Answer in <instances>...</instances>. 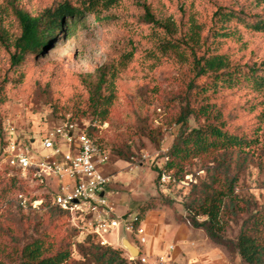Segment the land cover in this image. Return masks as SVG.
Returning a JSON list of instances; mask_svg holds the SVG:
<instances>
[{
  "label": "rangeland",
  "instance_id": "obj_1",
  "mask_svg": "<svg viewBox=\"0 0 264 264\" xmlns=\"http://www.w3.org/2000/svg\"><path fill=\"white\" fill-rule=\"evenodd\" d=\"M63 1L86 10L75 33L67 37L60 29L54 30L55 37L44 49L30 54L19 65H12L13 39L18 32L12 5L34 15ZM90 1L0 0V153L11 128L25 138H36L34 145L40 148V136L61 120L74 117L109 153L104 169L113 174L106 189L107 200L115 211L111 217L135 216L143 208L160 204L176 211L181 209L180 217L190 225L193 215L195 220L203 221L206 217L197 212V207L210 191L212 175L217 171L223 174L222 182L226 181L225 176L235 180L231 198L228 196L223 202V239H235L249 219V225L259 215L264 219V97L252 100L254 110L249 111L242 109L248 94L243 92L245 87L241 92L212 94L211 100L222 105L232 119V129L253 134L257 142L243 150L221 151L216 157H196L186 164L182 174L172 175L165 156L180 127L176 120L187 101L196 108L200 98L196 88L188 89L193 80L188 70V47H180L184 58L180 52H162L157 46L166 48L161 44L160 30L152 31L140 21L136 5L151 4L156 17L168 18L178 34L191 24L198 25L202 48L211 46L216 52L228 53L231 63H244L264 59V32L247 26L251 21L264 19V1L117 0L107 11L99 6L101 15L111 13L112 18L107 20L95 17L87 7ZM220 7L236 16L225 24L224 32L217 33L222 31L215 16L216 11H224ZM131 46V55L124 59L119 56ZM110 58L116 65L112 67L114 97L106 118L101 119L93 112L81 76L94 72ZM207 80L203 76L193 81L196 86ZM199 122L203 119L197 122L190 115L187 125L196 127ZM1 160L0 157V264H14L16 252L45 232L56 235L57 242L63 237L69 242L67 264H105L95 256L106 247L121 251L122 264L148 262L141 261V252L136 257L121 245L123 236L136 242L133 233L122 225L99 234L88 228L87 218L81 213L50 210L55 181L47 179L39 184L30 175L11 176L12 171ZM162 170L170 175L164 182ZM20 197L27 204L33 199L42 202L35 209L24 208L18 203ZM258 227L264 228V223ZM216 245L236 264H242L233 246Z\"/></svg>",
  "mask_w": 264,
  "mask_h": 264
},
{
  "label": "trees",
  "instance_id": "obj_2",
  "mask_svg": "<svg viewBox=\"0 0 264 264\" xmlns=\"http://www.w3.org/2000/svg\"><path fill=\"white\" fill-rule=\"evenodd\" d=\"M115 1L117 0H104L100 4V0H91L87 7L98 20H107L112 18L111 13L101 15L98 8L101 5L107 11L113 7ZM136 5L140 21L148 24V28L152 31L160 30L161 44L166 48H160L157 44L159 49L162 52L165 50L180 52L184 58V51L180 47L182 45L188 47L190 51L188 70L193 75V80L203 76L208 79L201 85L195 86L193 80L188 84V89H197L196 96L199 95L200 99L196 108L187 101L176 120L180 127L167 155V170L177 176L182 174L186 164L196 157H216L221 151L243 150L257 142L253 134L239 128L233 130L232 119L225 114L224 107L211 99L212 94L222 91L241 92V88L245 87L243 89L246 91L243 92H248V94L245 100L243 99L242 109L253 111L252 100L264 97V59L231 63L228 53L216 52V49L206 45L202 48L203 43L200 41L198 25L191 24L184 33L178 34L168 18L156 17L151 4L137 2ZM219 10L224 11L215 12L216 23L222 29L217 33L224 32L225 24L236 16L234 12L227 11V9L220 7ZM12 11L18 32L13 39L15 51L11 54L10 60L12 65H19L30 54H37L44 49L52 37H55L54 30L60 29L61 33L64 32L67 37L73 35L77 25L82 22L86 10H81L68 1H63L53 9L47 8L34 15L17 4L12 5ZM247 26L264 32V19L251 21ZM1 32L2 27L0 26ZM220 34L227 36V33ZM131 54L132 46L129 49H123L119 56L124 59ZM115 66L113 59L110 58L106 64L94 72L81 76L88 89L93 112L101 119L106 118L108 107L114 97L112 67ZM248 95H250L249 99ZM190 115L197 122L202 118L203 122H199L196 127H189L187 121ZM222 175L214 171L210 191L205 194L197 207V212L204 215L206 219L197 221L193 215L191 225L194 228H202L212 242L233 246L236 249L235 255H239L242 264H264V228L258 227L260 222L264 223L262 215H259L251 225L248 223L250 219L247 220L235 239H223L221 236L224 224L221 216L223 202L226 197L231 198L235 181L225 176L226 181L222 182L220 177ZM145 209L143 208L142 213L138 212L135 215L134 224L137 225L142 220ZM50 210L68 213L57 205L51 206ZM252 229H256V233H252ZM120 252L117 249L106 247L96 253L95 259L104 261L105 264H122ZM70 254L69 242H65V237L57 242L56 235L45 232L32 238L17 251L13 262L14 264H67Z\"/></svg>",
  "mask_w": 264,
  "mask_h": 264
},
{
  "label": "built area",
  "instance_id": "obj_3",
  "mask_svg": "<svg viewBox=\"0 0 264 264\" xmlns=\"http://www.w3.org/2000/svg\"><path fill=\"white\" fill-rule=\"evenodd\" d=\"M6 131V127L3 128ZM3 145L0 157L1 163L12 171L11 176L19 175L45 183L53 179L56 191L50 197L51 204L57 205L69 213H81L87 218L88 228L96 233L118 228L121 225L125 230L133 233L140 249L146 243L145 229L136 225L135 216L111 217L114 208L107 200L106 188L112 181L113 175L104 170L108 162L109 153L87 130L86 126L77 119L66 118L57 125L48 129L35 146L36 138H25L13 133ZM166 160L168 159L165 156ZM161 181L170 177L161 172ZM102 193V194H101ZM22 198V197H20ZM42 199H33L26 203L19 199L18 203L24 208H37ZM164 257L158 261L164 263ZM141 261L147 258L141 256Z\"/></svg>",
  "mask_w": 264,
  "mask_h": 264
},
{
  "label": "crops",
  "instance_id": "obj_4",
  "mask_svg": "<svg viewBox=\"0 0 264 264\" xmlns=\"http://www.w3.org/2000/svg\"><path fill=\"white\" fill-rule=\"evenodd\" d=\"M180 212L160 204L144 210L140 225L145 229L146 243L140 252L148 259L145 264H157L159 256L166 264H236L202 228L186 223Z\"/></svg>",
  "mask_w": 264,
  "mask_h": 264
},
{
  "label": "water",
  "instance_id": "obj_5",
  "mask_svg": "<svg viewBox=\"0 0 264 264\" xmlns=\"http://www.w3.org/2000/svg\"><path fill=\"white\" fill-rule=\"evenodd\" d=\"M102 194V193H101ZM121 245L127 249V251L131 254V255H135L136 257L139 256L140 254V249L137 245H135L133 242L129 241L125 236H123L121 238Z\"/></svg>",
  "mask_w": 264,
  "mask_h": 264
}]
</instances>
